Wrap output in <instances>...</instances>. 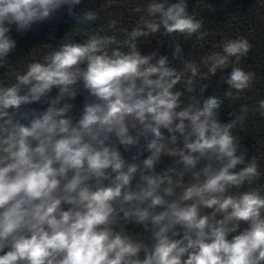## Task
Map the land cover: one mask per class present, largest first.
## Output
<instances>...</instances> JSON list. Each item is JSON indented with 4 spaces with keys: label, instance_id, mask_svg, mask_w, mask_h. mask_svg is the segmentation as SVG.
<instances>
[{
    "label": "clouds",
    "instance_id": "clouds-1",
    "mask_svg": "<svg viewBox=\"0 0 264 264\" xmlns=\"http://www.w3.org/2000/svg\"><path fill=\"white\" fill-rule=\"evenodd\" d=\"M80 3L0 0V67H9L17 46L13 25L23 33ZM143 10L147 17L125 30L128 52L110 35L69 40L15 73L11 87L0 86V264H264V195L228 194L260 177L233 135L250 109L241 106L222 124V99L185 103L175 86L192 93L198 66L183 58L179 43L173 59L182 71L158 51L141 54L137 42L203 39V21L189 13L187 0H149ZM83 18L98 16L89 10ZM220 49L203 58L207 78L224 73L226 96L249 89L254 73L235 64L225 73L233 58L238 63L251 51L248 39L225 40ZM81 86L88 96L74 123L71 101ZM41 102L46 109L28 125L9 112ZM258 110L264 115V99ZM117 145L149 155L130 163ZM163 156L173 165L157 174ZM242 222L248 227L239 231ZM129 223L150 231L152 243L130 233Z\"/></svg>",
    "mask_w": 264,
    "mask_h": 264
},
{
    "label": "trees",
    "instance_id": "trees-1",
    "mask_svg": "<svg viewBox=\"0 0 264 264\" xmlns=\"http://www.w3.org/2000/svg\"><path fill=\"white\" fill-rule=\"evenodd\" d=\"M148 2L149 0H81L79 5L73 6L71 13L65 6L53 13L49 19L33 24L23 33L17 32L13 25L10 35L16 40L17 46L8 57L9 67H0V86L11 87L15 83V73L24 72L30 62L43 61L44 57L69 40L82 43L92 34L110 35L117 39L122 51L128 52V47L124 45L125 30H130L142 17H147L143 9ZM187 4L189 13L203 21L202 31L207 33L203 39H198L197 35L191 37L177 35L175 38L158 35L148 38L147 41L139 40L138 50L141 54L158 51L160 55L168 57L170 66L182 71L181 60L173 59L174 45L179 43L183 58L198 66V75L195 77L197 84L192 93L186 91L183 83L177 84L174 90L183 93L182 99L185 103L190 102L193 96L200 105L210 96L222 99L223 102L217 114V119L222 124L231 122L235 118L233 113L238 112L241 106H247L250 109L244 121L238 122L233 128V135L240 143L238 154L246 153V163L255 159L260 177L250 186L246 183L239 189H229L228 194L239 195L248 190L259 189L261 195H264V115L258 110V102L264 99V0H187ZM138 7L141 8L140 12L136 11ZM89 10L96 12L98 16L96 20L88 21L83 18V14ZM112 22H115L114 26ZM238 37L247 38L252 49L238 63L233 58L225 73L230 71L232 64H235L247 72L254 73L255 78L249 89L239 94L233 92L231 96H226L227 85L221 81V75L224 73L218 71L216 75L207 78L208 68L203 58L220 51L223 41ZM112 47L116 45L110 46L109 52ZM204 85L207 87L201 92L200 88ZM55 94L56 89H53L52 95ZM87 96L88 92L81 86L75 99L71 101L73 109L69 115L74 123L80 117ZM46 107L47 104L43 102L28 103L22 104L19 109H9V112L14 114L21 123L28 125L31 119L42 113ZM113 142L115 143V138ZM143 143L141 139V144ZM117 146L130 163L139 164L149 155L147 151L139 155V149L136 147L125 150L123 146ZM180 146H182V139ZM133 156L136 157L135 161L132 159ZM204 163L202 161L198 167H202ZM172 165L173 158L163 156L161 163L156 166V173L160 174ZM190 178V174L186 175L185 182ZM138 182V177L133 180V188ZM247 227L248 225L242 222L239 231ZM126 228L134 235H141L147 243H152V233L146 232L143 225L129 223ZM176 231L182 235L179 227ZM235 234L238 233L232 235Z\"/></svg>",
    "mask_w": 264,
    "mask_h": 264
}]
</instances>
